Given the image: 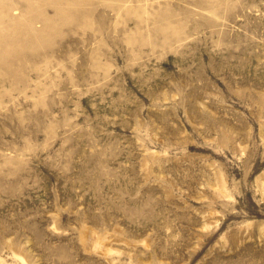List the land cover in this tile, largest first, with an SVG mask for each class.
I'll return each mask as SVG.
<instances>
[{
	"label": "rangeland",
	"instance_id": "rangeland-1",
	"mask_svg": "<svg viewBox=\"0 0 264 264\" xmlns=\"http://www.w3.org/2000/svg\"><path fill=\"white\" fill-rule=\"evenodd\" d=\"M0 264H264V0H0Z\"/></svg>",
	"mask_w": 264,
	"mask_h": 264
},
{
	"label": "bare ground",
	"instance_id": "bare-ground-1",
	"mask_svg": "<svg viewBox=\"0 0 264 264\" xmlns=\"http://www.w3.org/2000/svg\"><path fill=\"white\" fill-rule=\"evenodd\" d=\"M13 37V36H12ZM15 45V44H14ZM6 55V54H5Z\"/></svg>",
	"mask_w": 264,
	"mask_h": 264
}]
</instances>
